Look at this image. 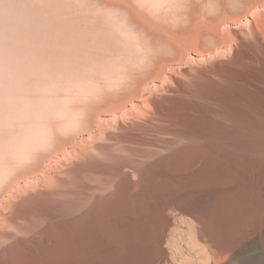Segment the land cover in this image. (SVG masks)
Listing matches in <instances>:
<instances>
[{
    "label": "bare ground",
    "instance_id": "bare-ground-1",
    "mask_svg": "<svg viewBox=\"0 0 264 264\" xmlns=\"http://www.w3.org/2000/svg\"><path fill=\"white\" fill-rule=\"evenodd\" d=\"M237 71L6 186L0 264H264V67Z\"/></svg>",
    "mask_w": 264,
    "mask_h": 264
},
{
    "label": "clouds",
    "instance_id": "clouds-1",
    "mask_svg": "<svg viewBox=\"0 0 264 264\" xmlns=\"http://www.w3.org/2000/svg\"><path fill=\"white\" fill-rule=\"evenodd\" d=\"M239 47L264 49V0H0V185L96 152Z\"/></svg>",
    "mask_w": 264,
    "mask_h": 264
},
{
    "label": "rangeland",
    "instance_id": "rangeland-1",
    "mask_svg": "<svg viewBox=\"0 0 264 264\" xmlns=\"http://www.w3.org/2000/svg\"><path fill=\"white\" fill-rule=\"evenodd\" d=\"M229 51H231V49H229ZM220 55H221L220 58H218L215 61H211L206 66L205 71L200 75L199 79L196 81H193L190 84L189 91L186 94H184L180 99H178L175 103H173L174 105L181 104L180 102L182 101V104L184 102H186L185 104H187V105L199 104L200 106H203V107H205L206 105H208L207 107L217 106L216 105L217 103L215 102L217 96H215L214 95L215 93L211 90V88H210L211 84H214V83L223 84L224 83V85H227L229 87V85L232 84L231 80L229 78H228L229 80L227 79L228 74H230V72H236L237 70H238L237 72L245 71L248 69L249 70H256V69L264 67V49L261 50L260 48H257L255 50H253V49H249L246 47H239L238 49H236L233 52V54L231 56H227L228 53H220ZM223 78H226V79L224 80ZM210 80H212V82ZM226 80L228 82H225ZM207 81H209V82H207ZM192 100H193V103H190V102H192ZM178 101H180V102H178ZM197 101H199V102H197ZM208 102H210V104ZM169 105H171V104H169ZM155 106L156 105H153V109L155 108ZM129 107H130L131 112H125L123 114V117H125L124 119L126 121H127V119L130 120L131 116L136 117L137 114H138L137 116H139V117H143V115L147 116L149 114V112H147V111L152 110L151 105L147 102L146 99H145V103L143 105V108L134 107L132 105H130ZM134 108H135V110H134ZM145 112L148 114H145ZM119 131L121 132L122 129L120 128ZM119 131L117 133H119ZM110 135H111V133L108 134V138L110 140L108 141V138H107V142L108 143L110 142L109 144H114L113 142L116 141L117 138L115 139V137L117 135H116V133L113 134V136H111V137H110ZM108 143L102 142L99 145L108 144ZM79 145L83 146V148L85 149L84 151L89 152V153L91 152L92 154H94L93 152H95V150L93 149L92 142L91 141H88V142L81 141L79 144L71 145L67 149H65L62 156L64 154L65 155H69V154L73 155L74 151H77L79 148H81ZM99 145L97 144L96 145L97 147L95 146V148L97 149L95 152V155H98L97 153L100 154L102 152V151L100 152V150H102V149L100 148L101 146H99ZM76 148H78V149H76ZM49 163L55 164L57 162L54 160H50V161H47L44 164V166H47ZM43 171L41 169L40 172L38 173V175L36 174L33 177H26L23 180L15 181L13 183H17V185L12 183V186L15 185V186L21 188V187H24V185L28 184L29 182L34 183L39 178L38 176H40L43 173ZM6 186L9 188L11 185L10 184L9 185H7V184L6 185H0V194H2L1 191L3 192L6 190L5 189V188H7Z\"/></svg>",
    "mask_w": 264,
    "mask_h": 264
}]
</instances>
